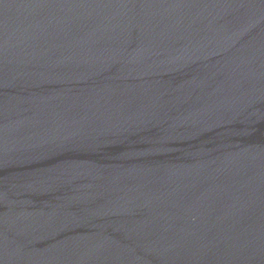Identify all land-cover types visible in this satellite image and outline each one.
<instances>
[{
  "label": "water",
  "instance_id": "1",
  "mask_svg": "<svg viewBox=\"0 0 264 264\" xmlns=\"http://www.w3.org/2000/svg\"><path fill=\"white\" fill-rule=\"evenodd\" d=\"M0 264H264V0H0Z\"/></svg>",
  "mask_w": 264,
  "mask_h": 264
}]
</instances>
